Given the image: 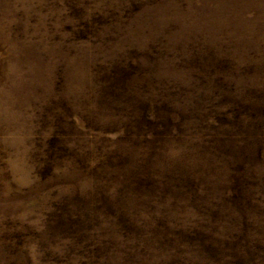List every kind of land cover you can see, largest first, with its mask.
Here are the masks:
<instances>
[{
	"label": "rangeland",
	"instance_id": "374dc122",
	"mask_svg": "<svg viewBox=\"0 0 264 264\" xmlns=\"http://www.w3.org/2000/svg\"><path fill=\"white\" fill-rule=\"evenodd\" d=\"M0 264H264V0H0Z\"/></svg>",
	"mask_w": 264,
	"mask_h": 264
}]
</instances>
